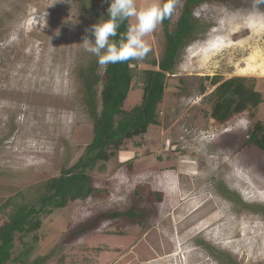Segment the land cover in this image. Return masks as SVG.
<instances>
[{"label": "rangeland", "instance_id": "374dc122", "mask_svg": "<svg viewBox=\"0 0 264 264\" xmlns=\"http://www.w3.org/2000/svg\"><path fill=\"white\" fill-rule=\"evenodd\" d=\"M150 2L137 0V6ZM104 5L105 0H0L1 196L58 175L90 142L77 70L93 56L79 43ZM194 15L203 28L167 73L158 124L133 138L137 147L127 140L106 170L94 174L98 196L43 219L29 238L32 259L53 252L46 264L84 257L91 264H226V257H217L220 251L236 264H264V214L239 207L217 190L221 184L245 204L264 205V153L240 147L253 122L264 119V7L247 0L209 1ZM146 39L158 58L161 25ZM214 75L254 80L263 96L255 117L244 112L214 123V86L205 79ZM141 93L132 90L126 107L138 103ZM131 204L147 212L142 224L104 220L66 241L69 230L98 213Z\"/></svg>", "mask_w": 264, "mask_h": 264}, {"label": "trees", "instance_id": "16d2710c", "mask_svg": "<svg viewBox=\"0 0 264 264\" xmlns=\"http://www.w3.org/2000/svg\"><path fill=\"white\" fill-rule=\"evenodd\" d=\"M209 1L235 0H183L175 20H172V16L161 24L164 46L158 58L151 51L143 61L101 67L93 56L85 66L78 68L82 103L92 126L91 140L73 163L62 165L58 175L14 190L8 196L0 195V217L3 219L0 224V264H46L50 260L53 252L31 258L34 244L29 238L39 230L43 219L56 210L65 208L69 203L98 196L100 192L94 186V174L106 170V163L124 149L122 146L127 140H132L137 147L139 143L133 138L142 137L149 126L158 124L167 73L172 72L182 49L202 31L203 26L195 17L194 10L201 3ZM247 1L264 7L261 0ZM108 6V0H105L101 16L107 15ZM127 24L128 21H125L121 25L119 33L126 30ZM205 79L214 86L210 93V117L214 123L223 124L244 112H249L250 118L255 117V110L263 102V96L255 88L253 79L233 76L221 80L217 75L206 76ZM135 85L138 88H133ZM137 89L142 92L140 101L126 107L128 95ZM230 141L235 139L231 138ZM240 147L264 153V119L253 122ZM217 190L239 207L244 205L253 212L264 214V205L245 204L238 194L221 184ZM147 215L135 204L124 210L98 213L75 230H69L65 238L70 241L77 234L95 230L102 221L115 218L140 225ZM203 245L217 255L212 247L206 243ZM94 251L98 254L100 249ZM217 257H226V264H236L220 251ZM59 261L63 263L64 258ZM69 263L91 264L92 260L87 257L71 258Z\"/></svg>", "mask_w": 264, "mask_h": 264}, {"label": "clouds", "instance_id": "9594fccd", "mask_svg": "<svg viewBox=\"0 0 264 264\" xmlns=\"http://www.w3.org/2000/svg\"><path fill=\"white\" fill-rule=\"evenodd\" d=\"M108 3L107 15L86 27L79 43L86 53L96 57L101 67L143 61L152 51L146 37L173 16L177 0H151L144 7H138L137 0H108ZM125 21L127 28L121 34L119 29Z\"/></svg>", "mask_w": 264, "mask_h": 264}]
</instances>
